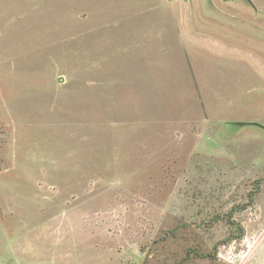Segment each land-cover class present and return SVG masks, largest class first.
<instances>
[{"label":"rangeland","instance_id":"374dc122","mask_svg":"<svg viewBox=\"0 0 264 264\" xmlns=\"http://www.w3.org/2000/svg\"><path fill=\"white\" fill-rule=\"evenodd\" d=\"M0 264H264V0H0Z\"/></svg>","mask_w":264,"mask_h":264},{"label":"water","instance_id":"95a60500","mask_svg":"<svg viewBox=\"0 0 264 264\" xmlns=\"http://www.w3.org/2000/svg\"><path fill=\"white\" fill-rule=\"evenodd\" d=\"M233 126H237V127H245V126H259L256 123H243V122H236V123H232Z\"/></svg>","mask_w":264,"mask_h":264},{"label":"trees","instance_id":"16d2710c","mask_svg":"<svg viewBox=\"0 0 264 264\" xmlns=\"http://www.w3.org/2000/svg\"><path fill=\"white\" fill-rule=\"evenodd\" d=\"M241 234H242V232H241V230L239 229V234H238V236H241Z\"/></svg>","mask_w":264,"mask_h":264}]
</instances>
